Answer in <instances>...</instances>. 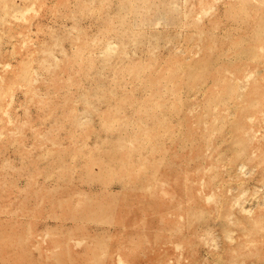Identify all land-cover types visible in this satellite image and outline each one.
Wrapping results in <instances>:
<instances>
[{
	"label": "rangeland",
	"instance_id": "374dc122",
	"mask_svg": "<svg viewBox=\"0 0 264 264\" xmlns=\"http://www.w3.org/2000/svg\"><path fill=\"white\" fill-rule=\"evenodd\" d=\"M0 264H264V0H0Z\"/></svg>",
	"mask_w": 264,
	"mask_h": 264
}]
</instances>
